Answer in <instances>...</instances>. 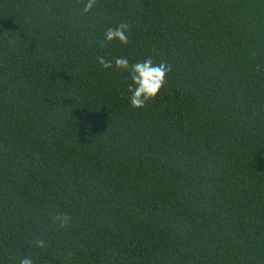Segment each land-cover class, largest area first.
Wrapping results in <instances>:
<instances>
[{
  "label": "trees",
  "instance_id": "16d2710c",
  "mask_svg": "<svg viewBox=\"0 0 264 264\" xmlns=\"http://www.w3.org/2000/svg\"><path fill=\"white\" fill-rule=\"evenodd\" d=\"M86 3L0 0V264H264V0Z\"/></svg>",
  "mask_w": 264,
  "mask_h": 264
},
{
  "label": "clouds",
  "instance_id": "9594fccd",
  "mask_svg": "<svg viewBox=\"0 0 264 264\" xmlns=\"http://www.w3.org/2000/svg\"><path fill=\"white\" fill-rule=\"evenodd\" d=\"M95 3V0H87L84 10L89 11ZM127 24H119L116 27L106 29L104 33V42L119 41L121 44L128 42ZM99 63L104 68H111L113 64L116 68L124 69L129 72L131 83L128 85V91L131 94L129 101L132 107H143L144 103L150 98H154L161 87L163 86L167 67L165 64H153L151 60L142 62L129 63V60L124 57H116L113 61L106 60L104 57H98ZM20 264H32L30 258H23Z\"/></svg>",
  "mask_w": 264,
  "mask_h": 264
}]
</instances>
